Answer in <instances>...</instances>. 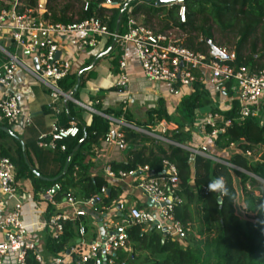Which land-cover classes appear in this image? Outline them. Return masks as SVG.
I'll return each mask as SVG.
<instances>
[{"label":"built area","instance_id":"obj_1","mask_svg":"<svg viewBox=\"0 0 264 264\" xmlns=\"http://www.w3.org/2000/svg\"><path fill=\"white\" fill-rule=\"evenodd\" d=\"M81 1L83 10H88L89 0ZM187 1L175 0L169 5L178 7L181 22L187 21ZM101 5L118 8L121 2L103 0ZM22 7L20 0H13L9 7L0 10V38L4 36L15 47V52H10L0 46L2 123L29 126L33 121L30 114H23L13 88L18 71L24 67L20 53L27 52L37 58L39 68L33 75L49 89L50 106L58 115L62 103L69 100L79 103L60 85L74 70V63L62 57L61 45L68 42L80 53L89 48L103 51L113 41L119 56L118 88H126L130 82L128 55L129 46L133 45L142 74L149 81L166 83L170 96L178 94L182 88H191L194 82L201 80L206 87L220 92L222 97H230L231 101L238 103L235 120L225 119L223 113L207 114L204 124L200 125L205 137L202 144L184 147L193 157L205 156L208 142L224 133L234 121L241 124L246 119L257 118L264 125V68L254 70L243 64L237 65L235 49L220 46L219 54H213L211 48L208 52L194 50L179 43L173 36V30L161 32L139 22L132 9L128 10L127 30L119 34L110 30L97 15L69 23L52 22L39 15L42 9L22 10ZM58 52L61 53L59 57ZM126 102L127 99L122 101ZM103 116L107 115L103 113ZM159 125L164 128L167 122L163 120ZM79 131L77 124L61 126L55 117L50 131L40 134L38 145L50 151H65L66 145L61 142L77 137ZM112 137L118 150L127 148L123 129H115ZM231 146L235 147L234 144ZM243 154L250 159L255 157L251 150ZM163 166L161 172L149 165L135 170H116L108 161L102 167V174L109 186H103L93 195L77 196L72 190L64 191L60 183H55L41 193V199H36L17 179L14 162L7 156L0 157V264H125L121 259L122 253L131 248L129 229L134 225L184 243L190 225L183 224L176 217V208L184 202L180 194V177L174 162L164 159ZM220 184L221 199L224 195L223 178ZM112 185L120 187L121 193L108 203ZM126 188L137 189L145 200L140 203L132 201ZM202 192L207 193L205 186ZM48 205L54 212L47 217ZM89 218L97 228L95 238L88 236ZM67 224L74 228L73 242L60 251L49 253L47 236L60 242L66 237ZM35 229L45 233L44 243L33 236Z\"/></svg>","mask_w":264,"mask_h":264},{"label":"trees","instance_id":"obj_2","mask_svg":"<svg viewBox=\"0 0 264 264\" xmlns=\"http://www.w3.org/2000/svg\"><path fill=\"white\" fill-rule=\"evenodd\" d=\"M11 1L13 0H0V10L9 7ZM28 1L30 5H23L22 10L34 8L33 5L38 6V0ZM57 1L48 0L42 18L52 22L69 23L97 15L108 24L110 30H117L119 34L127 30L129 9H132L134 15L140 12L162 13L161 18L167 24V29L193 27L191 20L195 12L208 13L216 22L221 24L228 22L227 26H233L239 22L243 31L235 48L237 54L235 63L250 66L254 70L264 68V63L261 64L256 60L253 54L245 56L242 51L246 39L260 27L264 28V0H188L186 22H181L179 17L177 21V6H157L155 0H115L121 2V6L111 8L112 15L109 18L102 17L106 10L105 7L101 6L103 0H89L88 10L74 13L70 3L58 8L55 4ZM124 7H126L125 11L119 20ZM77 15L78 19L75 20ZM112 43L113 41L109 42L110 45ZM201 44L207 45L206 43ZM190 45L192 49L197 50L193 44ZM113 57V64L118 65L119 56L114 55ZM98 60L99 58L97 62ZM93 69L82 74L80 86H83L91 78L94 73ZM77 82V74H70L60 82V85L65 92H70ZM182 89H184V93L177 103L178 108L192 122L205 108L211 109L210 112L213 113H223L225 119L235 120L238 116V103L235 100L232 101L231 107L226 110L219 106L212 108L211 93L221 94L215 92L214 88L206 87L201 80L194 82L191 88ZM101 99V97H97V106L98 109H102L104 114L115 115V112L119 114L123 112L122 108L115 111L111 107H101ZM167 105L168 101L163 98L159 99L157 107L147 110L148 119L144 125L150 127L165 120L174 126L171 136L174 141L177 143L188 142L192 138L191 133L182 130L180 125L172 121ZM74 107L73 102L62 103V110L58 115H55L51 106L47 109L54 118H58L61 126H69L75 123L79 127L80 131L77 137L68 138L61 142L66 145L65 151L60 149L50 151L39 147L37 144L39 137L33 142L20 141L15 135L1 130L15 143V149H4L3 155L14 162L18 180L22 177L30 180L32 193L36 199H41V193L51 188L55 183H60L64 191L72 190L75 195L83 197H89L100 191L103 186H109L102 173L89 174L88 163H85L82 152L88 147L93 148V146L100 145L110 131V122L103 115L94 114L90 124L87 125L74 119ZM7 127L12 128L11 125H7ZM84 132L87 133V138L74 153L66 168L67 159L83 138ZM123 132L127 139L140 136L127 128L123 129ZM219 139L225 142L224 148L232 144L236 145V152L228 160L236 169L231 170L226 165L216 164L211 171L206 173H199L201 167L198 168L199 171L195 172L194 163L196 165L199 159H203V156L193 157L189 150L172 144L167 149L156 145L158 150L150 149L147 153L144 149H133L126 161L111 162L112 167L116 170H135L139 166L149 165L157 172L164 170V159L174 162L180 177V194L186 198L185 202L176 208V217L183 224L190 225L189 221L192 219L191 205L196 200L203 203L206 213L205 224L212 229L206 235L205 241H201L193 247L189 243L183 245L184 243L179 241L164 238L161 233L155 230L145 231L143 226L134 225L129 229L131 248L122 253L121 259L125 264H138L134 260L139 256V253L145 254V259L140 264H264V184L258 186V192L251 198L250 205L244 209L246 222L243 224L235 205L238 191L233 176L241 178L243 183L250 179L246 174L247 172L264 179V125L257 118L246 119L241 124L234 121L231 127H228L224 133H219L213 140L219 142ZM259 149L262 150V154L255 162L243 154L247 150L255 152ZM31 154L36 158L38 165L33 162ZM49 163L52 165L51 172L46 170ZM221 178L224 179V195L220 199ZM204 186L207 188V193L202 192ZM243 190L246 188L244 187ZM120 193L121 188L112 185L107 202L110 203ZM53 212V207L48 205L46 216L48 217ZM66 227V237L60 242H56L47 236L46 249L49 253L60 251L73 242L75 238L74 228L71 224H67ZM189 232L186 233L185 240L188 238Z\"/></svg>","mask_w":264,"mask_h":264},{"label":"rangeland","instance_id":"obj_3","mask_svg":"<svg viewBox=\"0 0 264 264\" xmlns=\"http://www.w3.org/2000/svg\"><path fill=\"white\" fill-rule=\"evenodd\" d=\"M22 5L29 6L28 0H21ZM67 3H70L72 5V12H80L83 10V2L81 0H58L55 4L58 8H62ZM7 4V3H5ZM43 4V8L40 7V5ZM48 4V0H38V6L33 5L34 9H42L40 10V16H42V13L45 11V8ZM102 6V5H101ZM105 7V6H102ZM106 10L103 12V18H109L112 15V11L110 8L105 7ZM116 8V7H115ZM119 8V7H118ZM123 9V8H122ZM162 13H144L140 12L138 14H135V17L137 20L143 24L149 25L150 27L154 28L157 31L161 32H168L173 30V36L175 39L185 45L191 48L190 44L194 45V48L198 51L208 52L209 49L212 46L216 47H227L229 49H235L238 45V42L241 38L242 34V27L240 23L233 26H227L226 22L225 24H221L219 22H216L213 20L208 13H198L195 12L194 16L192 18L193 27L186 26L185 29L180 28H166L167 24L162 20L161 18ZM78 19V15L75 16V20ZM178 21V16H177ZM201 43H206L207 47L204 46ZM0 46L5 47L10 52H15V47L12 45L9 41L5 39L4 36L0 38ZM133 46V45H131ZM134 48V47H133ZM242 51L245 56L248 55H254L255 59L258 60L261 64L264 63V28L260 27L255 32H253L243 43ZM135 52V50H134ZM250 67V66H249ZM79 98V97H78ZM80 99V98H79ZM211 99L213 102V107H221L223 110H226L231 107L232 101L230 100V97H222L218 93H211ZM69 102H73L75 107L77 106L76 103L72 100H69ZM96 100L92 97V100L89 103H86L87 106H89L92 109H88L84 106L83 108L87 109L92 115L94 114H100L99 112H103L102 109H98ZM103 107V106H101ZM169 112L171 113L172 121L180 125L182 130H187L191 133L192 138L185 143H177L174 141L171 136L173 135L174 126L167 123V125L163 128L160 127L159 123L153 126L148 127L147 125H144V123L147 122V110L143 113H139V116H133L130 112L124 110L120 114L115 112V115H107L104 116L107 120L110 122V131L106 134V137L101 141L100 145H98V150L102 149L101 144L104 143L107 146H114L116 152H120L116 148L114 139L112 137V132L115 131V129H131L138 133L140 136L133 138V139H127V148L120 153L124 155V158L129 155L130 151L133 149H144L147 153L150 149L158 150L156 145L162 147L163 149H167L171 144L172 145H179L181 147H199L202 142L204 141V133L200 131V125L204 124L206 116L208 112L211 111L209 108H205L202 111L199 112V115L194 122H192L188 117H186L178 108L177 102H168L167 105ZM104 108V107H103ZM115 109V111H118L116 107H111ZM207 133V130H206ZM225 142L222 139H219L218 141H209L207 144L208 150L207 154L203 156V159H199L195 165L193 159H192V165L194 163V171H199L198 168L201 167V171L199 173H206L208 171H211L212 168L216 164H222L228 166L231 170L236 169V167L230 163L228 160L229 158L236 152V145L233 148L232 146L229 147H223V144ZM95 150L93 148H86L82 152V157L85 158V163H88V170L90 175H96L99 174L101 170L98 171V168L101 165L96 166L94 162H92L91 159H89L90 156H95ZM255 157L251 158L252 162L256 161L257 157H260L262 154V150H256ZM128 159V158H127ZM126 159V160H127ZM109 162H119L117 160H114L110 158ZM248 177L250 178L246 183L242 182L241 178L234 176L235 184L238 191V197L236 200V208L237 211L242 219V223L245 224L246 218L244 216V209L248 207L251 203V198L254 197V194L257 193V188L259 185L264 184V179L259 177L258 175H255L253 173H246ZM31 188V186H29ZM246 188V190H243V188ZM186 198L184 197V202ZM192 208V219L189 221L190 223V232L187 235L188 238L185 240L184 244H190L193 247L197 246L201 241H205L206 235L211 231V228H208V226L205 224L206 219V213L203 206V203L198 202L194 200L191 205ZM87 224L89 227V237L95 238L96 237V227H93L91 224V219L87 220ZM94 229L93 232L91 230ZM34 232L38 235V239L44 243L46 239V235L43 232L37 231L36 229ZM213 233V232H212ZM131 246V244H130ZM139 256L134 260L136 263L140 264L145 259L144 253H139Z\"/></svg>","mask_w":264,"mask_h":264},{"label":"crops","instance_id":"obj_4","mask_svg":"<svg viewBox=\"0 0 264 264\" xmlns=\"http://www.w3.org/2000/svg\"><path fill=\"white\" fill-rule=\"evenodd\" d=\"M43 6V4L40 5L41 8H43ZM6 40L7 42L9 41L8 39ZM61 48L63 49L62 57L69 59L74 63L72 74H77L78 82L76 85L79 83L77 94L74 96L79 102H75L77 106L74 107V119L87 125L91 122L92 114L87 109L83 108L81 104L86 105V103H89L92 100V97L96 101L97 97H101L102 106L104 108L116 107L119 110L122 108L124 110L123 113L128 111L133 114V116L137 117L139 116V113H144L150 108L157 107L159 99L161 98L166 101L173 100L178 103L182 97L181 95L184 93V89H180L178 94L170 96L168 93L169 87L166 83L152 82L146 79L141 72L136 53L131 45L129 46L128 55L130 82L126 88L116 87V81L120 69L119 64H113V56L118 55V49L114 43L111 45L107 44L103 51L89 48L83 52L77 53L74 50V47L68 42L62 44ZM20 57L23 60L24 67H21L18 71L13 88L19 97L23 114H30L33 121L29 126L20 125L12 126V128L7 127L9 124L0 122V157L4 156V149H15V143L12 138L4 135L1 130L5 131L4 128H9L14 133L11 135H15L18 139L20 138L21 141L33 142L40 136V134L48 133L50 131V126L55 119L51 113L47 111L51 104L50 91L45 84L41 83L33 75V72L37 71L35 62L36 57L27 52L20 53ZM98 58L99 60L97 62ZM90 69L94 70L93 75L83 86H80V77ZM71 91H73V89ZM124 99H127L126 103H122ZM262 113H264V104ZM5 132L8 133L7 131ZM101 146L102 149L99 150L98 146H93V149L96 151L95 156L89 157L92 162L96 163V166L102 164L103 167L110 158L119 162L126 161L129 156L128 155L124 158V155L120 153L121 151L116 152L115 147L112 145L107 146L102 143ZM31 157L33 162L38 165L33 154H31ZM102 167L100 166L98 168V171L101 170L100 173L103 172ZM46 170L48 172L52 171V165L50 163ZM19 182L25 189L32 192V189L29 187L31 186V182L28 178L22 177L19 179ZM126 189V191L130 193L129 197L132 201L140 203L145 200L143 195L137 189ZM29 218L32 219V216H29ZM91 224L95 227L92 219ZM91 231L93 232L94 229ZM33 236L38 238L36 233H33Z\"/></svg>","mask_w":264,"mask_h":264},{"label":"water","instance_id":"obj_5","mask_svg":"<svg viewBox=\"0 0 264 264\" xmlns=\"http://www.w3.org/2000/svg\"><path fill=\"white\" fill-rule=\"evenodd\" d=\"M174 2H175V0H156L155 3H156L157 6H169V5L173 4ZM125 8H126V7H124V8L122 9L121 14H120V16H119V20L121 19L122 13L125 11ZM116 31H117V30H116ZM211 49H212V53H213V54H219V49H218V47H216V46H212ZM57 56H58V57L60 56V52L57 53ZM35 62H36V67H37V69H38V68H39V63H38L37 58H35ZM78 87H79V83L75 86V88L73 89V91H71V92L69 93V96H70L72 99H74V100H75V97H74V96L76 95V93H77V91H78ZM99 113H100V115H103L102 112H99ZM4 130L7 131V132L10 133V134H14L13 131H12L11 129H9V128H4ZM113 135H114V133H113ZM86 138H87V133L84 132V136H83V138L79 141V143H78V145L76 146V148L74 149V151L69 155V157H68V159H67V162H66V168L68 167L69 163L71 162L74 153H75V152L81 147V145H82L83 142L86 140ZM19 140L21 141L20 138H19ZM65 170H66V169H65ZM149 204H151V202H150Z\"/></svg>","mask_w":264,"mask_h":264}]
</instances>
